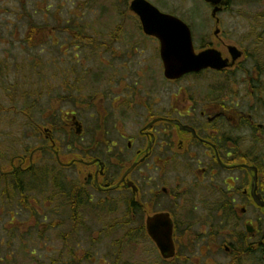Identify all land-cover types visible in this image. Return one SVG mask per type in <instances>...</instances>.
Wrapping results in <instances>:
<instances>
[{"label":"flooded vegetation","instance_id":"1","mask_svg":"<svg viewBox=\"0 0 264 264\" xmlns=\"http://www.w3.org/2000/svg\"><path fill=\"white\" fill-rule=\"evenodd\" d=\"M211 19L213 37L195 44L196 52L223 47L227 52L220 51L223 57L232 61L228 49L236 47L242 58L234 67L223 72L203 70L175 81L164 77L146 94L139 81L122 87L109 103L103 93L88 106L74 104L75 110L66 115L58 110L49 126L35 123L39 142L35 155L14 157L9 172L0 169L6 185L18 190L26 178L38 176L37 154L50 157L62 170L74 168V177L45 173L54 187L48 206L54 217L51 227L62 245L56 258L69 257L77 264L93 260L86 252L83 259L77 258L70 243L88 238L90 230L99 226L111 229V236L121 228L130 229L117 237L119 245L136 243L142 233L153 243L147 222L162 213L170 215L174 226L173 259L184 241L197 243L195 229L208 230L202 233L203 242H213L222 219L230 227L245 228L237 243L250 242L252 252L263 257L264 207L254 195L264 202V45L259 44V34L249 35L255 30L240 41L244 48L232 45L218 29L221 19ZM154 40L153 54L163 70L161 45ZM243 59L253 64L245 69L244 85L254 91L243 99L237 91L223 94L211 77L224 75L235 82ZM185 82H191L190 88ZM168 85H178V92L169 94ZM96 100L101 114L97 141H78L86 132L78 112L83 115ZM136 119L142 120L140 125ZM62 137L67 139L66 156ZM224 250L232 254V245H224Z\"/></svg>","mask_w":264,"mask_h":264},{"label":"rangeland","instance_id":"2","mask_svg":"<svg viewBox=\"0 0 264 264\" xmlns=\"http://www.w3.org/2000/svg\"><path fill=\"white\" fill-rule=\"evenodd\" d=\"M147 1L160 11L188 23L196 46L202 39L213 37L212 9L203 0ZM125 3L126 0H0L2 172L11 170L14 157L23 156L37 147L35 123L49 124L52 113L60 110L66 115L75 110L74 104L88 106L103 93L109 103L122 87L139 81L138 87L146 94L151 86L164 79L161 65L153 54L157 43L142 34L138 19ZM218 17L222 36L229 40L226 42L244 48L245 43V46L240 44L244 37L259 34V44L264 45V35H261L264 34V0H229L228 10L219 13ZM31 19L51 35L49 43L38 50L25 45ZM66 27L91 37V40L76 39L64 31ZM253 30L257 33H249ZM80 42L85 45L81 46ZM219 49L227 54L223 47ZM240 64L243 70L234 78L235 82H230L224 75H215L211 81L216 88L222 89L223 94L237 91L243 99L254 91L244 85L245 69H252L253 64L246 59ZM189 84L183 85L190 88ZM178 88V85H168L169 94L177 93ZM96 104L97 100L93 107L84 110L83 115L78 112L86 130L78 141L93 144L97 141L96 126L101 114L97 112ZM141 122L136 119L138 125ZM61 140L65 154L67 139L63 141L62 137ZM42 156L34 157L38 176L26 178L18 190L8 187L0 177V264L78 263L68 260L69 257L56 258L62 245L51 227L54 217L48 206L54 187L50 184L51 176L46 175L74 177L75 170H62L50 157ZM129 230L121 228L111 236V229L99 226L90 230L88 238L70 244L77 258L83 259L86 253L93 258L83 264H173L165 263L153 243L145 238L119 245L117 237L121 233L126 235ZM106 232L108 236H105ZM203 232L208 230L195 229L199 237L197 243L183 242L182 258L174 264H183L186 257L191 258L189 264H230L232 254L225 252L224 245L238 244L237 236L244 234L245 228H226L219 237L214 233L210 243L203 242ZM32 252L35 255H31ZM256 257L245 264H264L263 257Z\"/></svg>","mask_w":264,"mask_h":264},{"label":"water","instance_id":"3","mask_svg":"<svg viewBox=\"0 0 264 264\" xmlns=\"http://www.w3.org/2000/svg\"><path fill=\"white\" fill-rule=\"evenodd\" d=\"M205 2L214 8L212 16H217L222 11L224 0H205ZM130 11L139 17L144 33L160 41L167 79L178 80L189 73H198L206 69L223 71L231 67L228 60H224L222 54L215 49H209L197 55L188 25L172 15L160 12L148 1L133 0ZM229 51L234 65L242 57V53L234 47H230ZM254 197L257 204L264 207L261 198L255 195ZM147 228L163 257L173 258L175 255L174 227L170 216L156 215L148 220Z\"/></svg>","mask_w":264,"mask_h":264},{"label":"trees","instance_id":"4","mask_svg":"<svg viewBox=\"0 0 264 264\" xmlns=\"http://www.w3.org/2000/svg\"><path fill=\"white\" fill-rule=\"evenodd\" d=\"M6 1H21V0H6ZM130 0H126L125 5L127 6ZM74 30V29H73ZM64 31L66 32H70V34L72 36H74L76 39H80L81 41H86V40H91V37L89 36H84L81 32L78 31H72L69 27H66L64 29ZM121 30L119 29V32ZM51 38V35L49 33H47L45 31V27H40L38 26L33 19H31L29 21V25L27 27V33H26V37H25V45L28 48L34 49V50H38V48H43V46H45L47 44V42L49 43V40ZM80 45H85V43H81ZM77 46V45H76ZM30 50V49H29ZM28 51V49H27ZM71 101V100H70ZM230 226H228L226 224V220L222 219L220 222H218L217 224V230L215 233V236L219 237L221 235L222 232L225 231L226 228H229ZM232 229H234V226L231 227ZM232 245V261L230 264H245L247 262H250L253 259H256L257 255H255L252 252V245L250 242H245V243H239V244H233ZM237 249V252L235 251ZM263 258H264V254H263ZM178 259V260H177ZM173 264L175 262H178L181 258L180 256L177 258ZM189 260H183V264H188Z\"/></svg>","mask_w":264,"mask_h":264}]
</instances>
